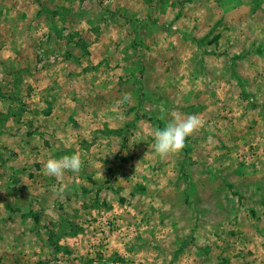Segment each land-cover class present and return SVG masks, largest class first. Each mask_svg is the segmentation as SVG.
<instances>
[{
  "label": "rangeland",
  "instance_id": "1",
  "mask_svg": "<svg viewBox=\"0 0 264 264\" xmlns=\"http://www.w3.org/2000/svg\"><path fill=\"white\" fill-rule=\"evenodd\" d=\"M0 131V264H264V0H0Z\"/></svg>",
  "mask_w": 264,
  "mask_h": 264
},
{
  "label": "clouds",
  "instance_id": "2",
  "mask_svg": "<svg viewBox=\"0 0 264 264\" xmlns=\"http://www.w3.org/2000/svg\"><path fill=\"white\" fill-rule=\"evenodd\" d=\"M123 99H128L125 94ZM159 118L165 120V126L157 129L154 133V144L152 149L161 157L165 158L170 153L181 152L186 144L187 137L197 132L202 127V121L197 115L181 116L176 112H169L163 105L159 108ZM171 115V120L167 117ZM83 165L79 153L66 154L60 158H49L42 168L45 176L55 177L57 180L62 178L66 172L78 173ZM63 192L64 189H57Z\"/></svg>",
  "mask_w": 264,
  "mask_h": 264
},
{
  "label": "trees",
  "instance_id": "3",
  "mask_svg": "<svg viewBox=\"0 0 264 264\" xmlns=\"http://www.w3.org/2000/svg\"><path fill=\"white\" fill-rule=\"evenodd\" d=\"M44 10V9H43ZM199 42H202V40H200ZM1 132V131H0ZM2 133V132H1ZM184 163V162H183ZM183 166H186V164H183ZM228 183V182H227ZM229 186V188L233 191V193L237 194V192L234 190V185L232 183H228L227 184Z\"/></svg>",
  "mask_w": 264,
  "mask_h": 264
}]
</instances>
